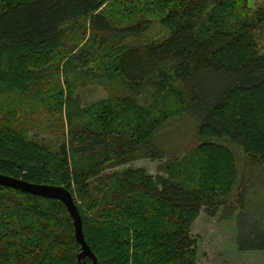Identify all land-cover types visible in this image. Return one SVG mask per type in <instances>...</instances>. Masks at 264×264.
<instances>
[{
	"label": "trees",
	"instance_id": "1",
	"mask_svg": "<svg viewBox=\"0 0 264 264\" xmlns=\"http://www.w3.org/2000/svg\"><path fill=\"white\" fill-rule=\"evenodd\" d=\"M154 1L169 30L160 40L146 39L145 15L116 24L112 0H0V174L68 189L98 264H198L200 213L236 212V158L217 141L241 146L264 171V0ZM208 78L221 82L209 94ZM100 83L107 98L82 106L77 88ZM52 104L58 152L30 138ZM185 114L199 120L192 167L171 163L157 178L119 169L163 161L150 140ZM237 245L264 252V231L240 220ZM80 252L62 202L0 186V264H80Z\"/></svg>",
	"mask_w": 264,
	"mask_h": 264
},
{
	"label": "rangeland",
	"instance_id": "2",
	"mask_svg": "<svg viewBox=\"0 0 264 264\" xmlns=\"http://www.w3.org/2000/svg\"><path fill=\"white\" fill-rule=\"evenodd\" d=\"M150 2L151 0H112L107 9L116 7L117 10L113 9V19L119 25L132 23L140 16L149 17L154 25L146 39L160 40L169 33V30L162 22L163 14L159 10V4L156 1ZM119 4H123L122 10L119 11V15H115L120 9ZM259 45L264 53V34L259 36ZM95 60L89 67L95 68L94 72H98V64ZM71 76L72 79L75 78L73 71ZM87 76L89 75L84 77ZM63 78L60 81L62 85L64 84ZM208 79L202 90L209 94L214 91V88L218 90L221 82L214 78ZM67 86H65V90H67ZM76 94L81 98L82 106L86 107L95 106L108 96L102 83L79 87ZM152 102V91L147 89L140 98V104L145 106ZM50 110L51 117L40 119L34 126L35 128L33 127L30 138L38 144L58 152L63 143L62 137L55 135L60 127L59 112L54 104ZM62 113L64 116L67 114L66 106L63 107ZM198 127L199 120L195 114H185L181 119L170 120L168 125L156 132L150 140L165 154L166 158L163 161L141 160L119 169H143L149 176L157 178L169 175L166 166L171 163L176 167V171L185 169L184 166L192 167L195 151L200 144ZM65 128H68L66 122ZM217 142L229 147L236 158L238 177L229 200L236 212L221 208L215 217L209 216L205 210L200 213L192 225V234L198 240V264H264V252H242L238 250L237 245L240 220L250 228L255 227L264 231V171H262L260 163L241 146L233 144L227 139ZM181 175L184 178H194L187 174ZM221 216L226 218L232 216V218L223 220Z\"/></svg>",
	"mask_w": 264,
	"mask_h": 264
},
{
	"label": "water",
	"instance_id": "3",
	"mask_svg": "<svg viewBox=\"0 0 264 264\" xmlns=\"http://www.w3.org/2000/svg\"><path fill=\"white\" fill-rule=\"evenodd\" d=\"M0 186L15 189L37 197L62 202L66 206L73 220L76 239L81 245V252L78 255L79 263L87 264L86 259L90 258L93 261V264H98L96 255L92 252L90 246L85 240L82 217L75 203L74 196L68 189L56 185L31 184L24 180L2 174H0Z\"/></svg>",
	"mask_w": 264,
	"mask_h": 264
},
{
	"label": "crops",
	"instance_id": "4",
	"mask_svg": "<svg viewBox=\"0 0 264 264\" xmlns=\"http://www.w3.org/2000/svg\"><path fill=\"white\" fill-rule=\"evenodd\" d=\"M258 1H259V0H250V4H251V3L254 4V3L258 2Z\"/></svg>",
	"mask_w": 264,
	"mask_h": 264
}]
</instances>
